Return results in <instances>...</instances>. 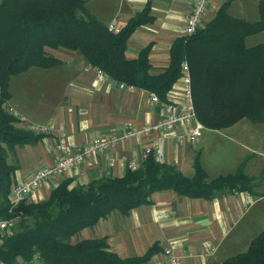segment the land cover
<instances>
[{
  "label": "trees",
  "instance_id": "16d2710c",
  "mask_svg": "<svg viewBox=\"0 0 264 264\" xmlns=\"http://www.w3.org/2000/svg\"><path fill=\"white\" fill-rule=\"evenodd\" d=\"M86 0H0V218L9 217L10 184L13 165L6 153L14 144L35 141L28 131L13 125L18 122L7 113L10 98L9 76L29 68L59 64L46 52L49 48L78 50L99 73L118 83L148 90L161 102L181 76L184 59L191 73L192 97L197 121L209 130H223L241 118L264 124V42L245 45V38L264 31V0H257L258 19L227 13L223 3L194 35L171 44L169 66L159 74L148 72L149 47L126 59L125 42L135 27L149 21L144 10L126 27L109 32L85 6ZM192 160V173L185 177L168 163H157L152 154L136 170L127 169L119 178L106 177L89 184L58 183L46 200L26 199L14 207L21 214L16 228L0 233V262L14 264H141L149 259L155 245L140 256L120 258L108 250L104 237L71 241L70 237L105 219L112 211L126 215L134 207L147 205L151 193L169 190L183 197L213 200L219 195L253 194V178L245 171V160L226 175L210 179ZM244 253L210 264H264V228L249 241Z\"/></svg>",
  "mask_w": 264,
  "mask_h": 264
},
{
  "label": "crops",
  "instance_id": "0c3cea01",
  "mask_svg": "<svg viewBox=\"0 0 264 264\" xmlns=\"http://www.w3.org/2000/svg\"><path fill=\"white\" fill-rule=\"evenodd\" d=\"M192 1L86 0L85 6L96 20L106 25L115 20L118 29L126 27L147 10L150 20L132 30L125 42L124 56L135 58L143 48L149 47L148 72L155 75L169 66L171 43L186 36L184 25ZM238 1L246 0H207L203 24L212 19L225 2H228V14L241 17L230 13L234 2ZM247 39L244 40L246 46L254 45ZM46 52L60 63L47 69L29 68L9 76L10 98L6 108L28 121L16 122L14 126L33 136L39 135L33 142L14 144L6 153L7 163L14 167L11 188L31 177L39 167L51 164L58 141L77 149L89 144L93 138L141 130L145 125L155 124L165 114L162 105L149 98L148 90L120 87L116 80L97 72L78 50L46 47ZM180 93L182 86L175 81L166 95L167 101L181 100ZM36 124H45L49 131L35 133L31 126ZM187 129L188 125H177L171 133L153 131L121 140L115 147L92 155L65 174L44 180L25 199L34 203L46 200L52 189L65 179L77 186L99 178H119L127 171L128 162L134 160L139 164L145 160V148L157 142L161 135L165 139L164 163L176 166L185 177L192 173L191 163L197 154L199 164L210 179L237 169L241 156L235 154L227 160L217 161L228 163V169L204 160L206 153L203 150L209 145L201 132L196 143L173 139L174 134L184 133ZM151 194L147 205L134 207L126 215L112 211L94 226L77 233L80 238L76 237V240L104 237L108 250L116 252L120 258L143 255L155 245L157 250L141 264H172L164 254L167 248L175 254L178 264H210L244 253L249 241L264 228V194L258 192L222 194L213 200L186 198L169 190Z\"/></svg>",
  "mask_w": 264,
  "mask_h": 264
},
{
  "label": "built area",
  "instance_id": "2783aa9c",
  "mask_svg": "<svg viewBox=\"0 0 264 264\" xmlns=\"http://www.w3.org/2000/svg\"><path fill=\"white\" fill-rule=\"evenodd\" d=\"M193 6L191 11L187 15L186 25H184V30L186 35H194L196 29L203 24V14L207 10V0H193ZM109 32L117 31L116 21L108 24ZM188 61L184 59L181 63L179 71H181V76L177 81L182 86V93H180L181 100L179 101H167L161 102L157 97L149 94V98L153 103H160L165 112L164 116L161 117L155 124L145 125L141 130L124 132L117 134L116 136L109 135L102 138H93L89 144L82 145L73 149L67 143L57 142L56 151L53 155V160L51 164L39 167L35 174L31 177L25 179L21 183H16L11 188L8 194V200L10 202V207L7 209L9 217L0 218V233L8 232L10 233L14 225L18 223L21 219V214L14 213V207L18 206L20 202L25 200L31 192L38 189L44 180L51 179V177L65 174L70 168L77 167L80 163H83L86 159L91 158L94 154H102L105 150L115 147L121 140L129 139L134 135L144 136L151 132H164L171 133L174 131L177 125L185 126L188 125V129L184 133L174 134L172 137L177 142L185 143H196L199 139L200 132H202L203 125L197 121L196 111L194 110V102L192 97V84H191V73L188 68ZM120 87H125L126 89H133L134 87L129 85L126 86L124 83H119ZM7 113L11 114L18 122H28L24 116L17 114L12 109H8ZM32 131L36 132H48L47 126L45 124H36L31 126ZM165 144L164 135L158 137L157 142L153 143L151 146L146 147L144 154H152L155 158V162L162 163L165 161V153H163V147ZM138 163L132 160V162L127 163V168L132 171L138 168ZM236 193V192H235ZM166 260L172 264H178L175 254L171 249L167 248L164 250ZM0 264H7L3 261ZM14 264H21L20 261ZM162 264V263H155Z\"/></svg>",
  "mask_w": 264,
  "mask_h": 264
},
{
  "label": "rangeland",
  "instance_id": "374dc122",
  "mask_svg": "<svg viewBox=\"0 0 264 264\" xmlns=\"http://www.w3.org/2000/svg\"><path fill=\"white\" fill-rule=\"evenodd\" d=\"M257 9L256 0L238 1L234 2L230 13L232 15L239 14L238 16L243 17L246 21H255L258 19ZM247 41L251 44L264 42V31L249 36ZM236 124L212 132L206 128L202 129V136L204 135V138L208 140L207 144L209 145L203 150L206 153L204 160L209 164L217 165L219 163L217 161L227 160L233 154L236 157L241 156L240 161L245 160L246 163L244 172L253 178L252 190L264 194V124L251 123L245 118H241ZM219 164L224 169H228L230 166L226 162ZM234 170L231 169L223 175L232 173ZM262 202H264V198ZM13 228H16V225ZM76 237L80 238L78 234H74L70 240L74 242Z\"/></svg>",
  "mask_w": 264,
  "mask_h": 264
}]
</instances>
